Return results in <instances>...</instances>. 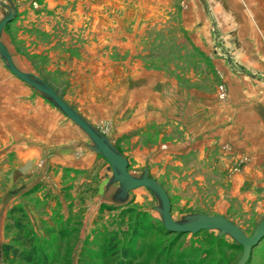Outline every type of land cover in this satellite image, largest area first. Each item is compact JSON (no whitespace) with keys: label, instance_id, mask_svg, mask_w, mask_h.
Masks as SVG:
<instances>
[{"label":"rangeland","instance_id":"rangeland-1","mask_svg":"<svg viewBox=\"0 0 264 264\" xmlns=\"http://www.w3.org/2000/svg\"><path fill=\"white\" fill-rule=\"evenodd\" d=\"M10 1L16 13L0 38L15 65L109 137L129 173L146 167L174 220L221 215L252 233L264 216V0ZM9 5L0 0V19ZM0 73L16 78L1 59ZM76 185L26 203L42 257L32 263L2 250L21 249L8 219L20 203L0 188V264H236L241 255L216 230L166 231L145 187L118 203L117 183L101 195ZM245 264H264V236Z\"/></svg>","mask_w":264,"mask_h":264},{"label":"crops","instance_id":"crops-1","mask_svg":"<svg viewBox=\"0 0 264 264\" xmlns=\"http://www.w3.org/2000/svg\"><path fill=\"white\" fill-rule=\"evenodd\" d=\"M85 136L27 84L0 73V188L13 196L10 206L20 203L31 219L26 203L40 190L58 199L86 182L92 194L108 193L111 174Z\"/></svg>","mask_w":264,"mask_h":264},{"label":"water","instance_id":"water-1","mask_svg":"<svg viewBox=\"0 0 264 264\" xmlns=\"http://www.w3.org/2000/svg\"><path fill=\"white\" fill-rule=\"evenodd\" d=\"M7 1L10 5L7 7V13H4L0 19V35L3 27L12 20L16 13V7L10 0ZM0 59L13 76L37 91L86 134L90 141V149L102 157L110 166L111 176L108 184H118L112 197L115 202L123 203L127 200L130 191L138 187H145L156 197L158 204L154 207V210L158 212L161 223L167 231L196 233L200 230H216L218 235H228L242 247L241 255L236 264L246 263L252 249L264 236V216L254 226L250 235H246L235 223L221 215L191 213L184 215L180 220H174L171 216V204L167 191L156 179L149 175L148 169L145 167L139 176L129 173L126 157L119 152L111 139L65 102L46 81L19 69L1 38Z\"/></svg>","mask_w":264,"mask_h":264},{"label":"trees","instance_id":"trees-1","mask_svg":"<svg viewBox=\"0 0 264 264\" xmlns=\"http://www.w3.org/2000/svg\"><path fill=\"white\" fill-rule=\"evenodd\" d=\"M15 213L18 215L17 217H14L13 215ZM8 219L12 221L11 225L16 230V233L13 236L12 241L19 242V244L21 245V249H18V247L13 246L10 243H4L2 245L3 252L6 254L9 253L12 256L22 259L23 261L28 263H32L35 260L42 258L41 253L36 249V243H35L36 237L30 227L29 219L26 216L24 209L21 206H13L8 211ZM175 234H181V233H175ZM123 254L125 258L128 257V254L126 252H124Z\"/></svg>","mask_w":264,"mask_h":264}]
</instances>
